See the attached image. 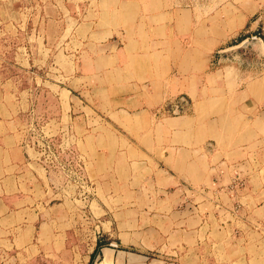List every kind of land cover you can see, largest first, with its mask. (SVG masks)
Wrapping results in <instances>:
<instances>
[{"label":"crops","instance_id":"crops-1","mask_svg":"<svg viewBox=\"0 0 264 264\" xmlns=\"http://www.w3.org/2000/svg\"><path fill=\"white\" fill-rule=\"evenodd\" d=\"M79 1L69 30L67 0H0V264H264V62L217 60L252 37L264 54V0ZM37 121L98 142L111 127L113 151L165 189L158 207L91 231L81 261L82 200L36 161Z\"/></svg>","mask_w":264,"mask_h":264},{"label":"rangeland","instance_id":"rangeland-1","mask_svg":"<svg viewBox=\"0 0 264 264\" xmlns=\"http://www.w3.org/2000/svg\"><path fill=\"white\" fill-rule=\"evenodd\" d=\"M85 1L80 0L79 2L82 4ZM213 1L180 0L183 4H193V8L207 6L208 2L213 3ZM67 3L69 8L67 23L70 30L80 14L75 8L77 0H67ZM73 6L74 10H72ZM51 31L55 32V29L52 28ZM239 46L232 51L219 52L217 60L227 56L237 57V53L240 51ZM251 50L259 57L257 51ZM260 57L259 61L264 62L262 48ZM66 63L67 68L70 69L71 61H66ZM55 67L58 66H55L51 61L52 70L47 71L51 74L48 79L52 82H59L60 78L57 76L58 72L55 71ZM41 69L43 70V68ZM96 112V109H93L92 112L90 110L88 115L96 114ZM116 129L123 133L121 129L117 127ZM113 132L111 127L105 125V129L101 133L103 137L98 142L97 140L76 139L70 132L68 137L55 136L53 138V136L43 132L38 121L34 122L30 129L29 144L35 152L36 161L51 170L53 181L67 184V192L72 196L77 195L82 200V204H78V209L80 208L81 211H78L80 218L77 219L76 224L80 230L75 233L72 239L82 245L79 253L81 261L87 258L90 243L94 241L91 231H124V228L128 227L129 221L137 225L141 219L140 212L142 209L149 206L154 210L158 207L155 202L157 197L165 195L163 191L165 189L158 188L155 179L147 178L151 174L148 173L146 176L137 166H130L126 163V159H130L132 156L127 158L113 151L115 148L116 150L123 148L125 144L124 137L117 132L114 136ZM95 150L101 151V153L96 156ZM108 150L111 154H108ZM238 177L235 175L232 178L228 186L229 190L234 191L235 186L241 185V178ZM93 178L98 180L97 188H95V184L94 186L91 185ZM180 187H182V193L178 192V195H184L186 200L194 198L192 194L196 188L187 187L186 184H182ZM171 191L173 189H168L167 192ZM129 200L131 203H128Z\"/></svg>","mask_w":264,"mask_h":264},{"label":"water","instance_id":"water-1","mask_svg":"<svg viewBox=\"0 0 264 264\" xmlns=\"http://www.w3.org/2000/svg\"><path fill=\"white\" fill-rule=\"evenodd\" d=\"M240 49H246L250 48L253 49L254 51H257L258 55H261V43L260 40L256 37H252L250 39H247L241 43L239 46Z\"/></svg>","mask_w":264,"mask_h":264}]
</instances>
